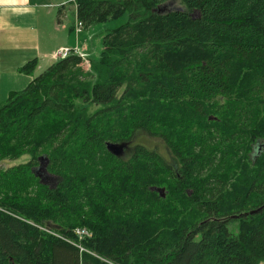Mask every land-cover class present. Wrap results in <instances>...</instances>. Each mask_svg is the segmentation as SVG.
<instances>
[{
    "label": "trees",
    "instance_id": "1",
    "mask_svg": "<svg viewBox=\"0 0 264 264\" xmlns=\"http://www.w3.org/2000/svg\"><path fill=\"white\" fill-rule=\"evenodd\" d=\"M74 6L83 29L129 22L104 37L99 60L73 54L2 104L0 264H264V148L253 157L264 142V0ZM137 133L162 140L175 163L144 146L129 159L107 151ZM77 227L92 237L79 241Z\"/></svg>",
    "mask_w": 264,
    "mask_h": 264
},
{
    "label": "crops",
    "instance_id": "2",
    "mask_svg": "<svg viewBox=\"0 0 264 264\" xmlns=\"http://www.w3.org/2000/svg\"><path fill=\"white\" fill-rule=\"evenodd\" d=\"M71 1L0 0L1 92L2 88L25 89V80L30 79L20 69L33 61L37 62L38 69L50 62L45 64L49 68L57 62L52 53L60 48L90 54L85 29L76 33V8ZM69 5L73 8L69 9ZM68 19L72 23L67 24Z\"/></svg>",
    "mask_w": 264,
    "mask_h": 264
},
{
    "label": "rangeland",
    "instance_id": "3",
    "mask_svg": "<svg viewBox=\"0 0 264 264\" xmlns=\"http://www.w3.org/2000/svg\"><path fill=\"white\" fill-rule=\"evenodd\" d=\"M59 4V3H57ZM182 6L180 3H170L169 6L167 8H165L166 12L172 9H180ZM69 9H72V6H68ZM193 16H197V14H192ZM129 22V14H125L124 16H122L119 19L116 20H109L108 22L105 23H97V24H93L92 26H90L89 28L85 29L84 36L88 37L89 39V58L92 61H97L99 60L102 51L104 50V45H103V41H104V37L111 31L116 30L122 26H125L127 23ZM66 23H72L71 19L66 20ZM61 49V48H60ZM58 49V50H60ZM64 49L67 50H72L71 48H67L64 47ZM57 50V51H58ZM56 51H54L55 53ZM52 53V54H54ZM86 62H84L83 67L88 70V63L89 60L85 59ZM56 61V60H55ZM45 64H50V62H46ZM44 64V67H40V69H38V65L36 67V69L31 73V74H25V77L29 78L30 80H25V85L23 88H27L28 85L30 84V82L32 80H34L35 78H37L41 73H43L48 67H45L46 65ZM22 69V68H21ZM20 69V71H21ZM23 89V90H25ZM21 90V91H23ZM21 91H17L16 89H13V91L8 90L6 88H2V92L0 95V102L1 104H5L7 103V101L9 100V98L14 94V93H19ZM123 93V90L120 92V94ZM246 102V101H245ZM249 102V104L252 102V100L247 101ZM246 102V103H247ZM79 106H84L81 102L77 103ZM88 106V105H87ZM89 112L90 114L94 113L96 110H99L100 107L99 106H88ZM264 108H262L261 111H256L255 108V114L256 115V122L257 120L263 121L264 120ZM236 127L232 126L230 128V130L228 129L227 131H225V135L230 134L234 131H236ZM260 134H257L256 131L253 129L250 131V133H246L243 136V141H242V150L240 152V156L239 159L242 160V162H246L248 161V157L250 155V153H252L251 151V145L254 144L256 142V140L259 138ZM131 145H133L132 147H130V149L132 148V151H128L125 154L124 159H129L130 155L133 153L134 149L136 146H144L150 150H155L158 154H160L161 157H164L170 164H174V158L172 157V155L170 154L169 150L167 149V147L165 146L164 142L162 140H160L159 138H155V137H151L149 135H146L144 133H137V135L135 136L133 142L130 143ZM30 158L28 157H24L20 160L17 161H5L1 164V169L3 170H7L13 167H17L19 165L22 164H27L29 163ZM45 166V163L42 162V167ZM84 172L87 174H92L91 168L89 166H85L84 167ZM92 175H96V174H92ZM45 180L47 181H51V185L55 186L56 182L54 181V179H48V177L45 178ZM165 186H168V184L164 183ZM11 193V192H9ZM3 200V195H0V202ZM0 211L1 212H6V210L2 207H0ZM60 223V222H59ZM78 229L81 230H85L87 231L90 235H92V232H90L86 227H77ZM77 230V229H76ZM50 233V231H48ZM52 235H54L55 237H58L59 235L57 233L52 232ZM58 235V236H57Z\"/></svg>",
    "mask_w": 264,
    "mask_h": 264
},
{
    "label": "built area",
    "instance_id": "4",
    "mask_svg": "<svg viewBox=\"0 0 264 264\" xmlns=\"http://www.w3.org/2000/svg\"><path fill=\"white\" fill-rule=\"evenodd\" d=\"M70 3L73 4V5H76V0H72ZM83 28H84L83 24L81 22L77 21L76 33L77 34L81 33L83 31ZM73 54L80 55V52H79L78 49L67 50V49L61 48L60 50L56 51L53 54L52 58L58 62V61L67 59L68 57L72 56ZM0 95H1V86H0ZM1 108H2V104L0 102V112H1ZM75 235L79 239V241H82V240H84L86 238H91L92 237V235H90L87 231L81 230V229H77L75 231ZM58 238H61V239L65 240V241H67L68 243L74 245L75 247H77L80 250L81 253H83V252L84 253H88V254L98 258L97 255H95L94 253H92V252L88 251L87 249H85L81 244L74 243V242H72L70 240H67V239L61 237V236H58Z\"/></svg>",
    "mask_w": 264,
    "mask_h": 264
},
{
    "label": "water",
    "instance_id": "5",
    "mask_svg": "<svg viewBox=\"0 0 264 264\" xmlns=\"http://www.w3.org/2000/svg\"><path fill=\"white\" fill-rule=\"evenodd\" d=\"M168 6L169 5L163 6V9H161L162 7H160L159 8V11L165 12L166 11L165 8H167ZM106 148H107V151L111 155H113L114 157L119 158V159H124L125 154L130 149V143H107L106 144ZM43 159H44L43 157L40 158L41 161H43ZM45 166H46V164H45ZM45 166L44 167L41 166V168L39 170L45 172ZM154 191L158 192L162 198H165L166 197V190H165V188H156V189H154ZM260 211H262V208L259 209V210L253 211L250 214L251 215L257 214Z\"/></svg>",
    "mask_w": 264,
    "mask_h": 264
},
{
    "label": "flooded vegetation",
    "instance_id": "6",
    "mask_svg": "<svg viewBox=\"0 0 264 264\" xmlns=\"http://www.w3.org/2000/svg\"><path fill=\"white\" fill-rule=\"evenodd\" d=\"M132 146H133V145L130 144V147H132ZM262 148H264V142H261V143L258 142L257 146H254L253 157H254L256 151L259 152ZM129 151L131 152V151H132V148L129 149Z\"/></svg>",
    "mask_w": 264,
    "mask_h": 264
},
{
    "label": "bare ground",
    "instance_id": "7",
    "mask_svg": "<svg viewBox=\"0 0 264 264\" xmlns=\"http://www.w3.org/2000/svg\"><path fill=\"white\" fill-rule=\"evenodd\" d=\"M93 234V233H92ZM80 243H82V242H80Z\"/></svg>",
    "mask_w": 264,
    "mask_h": 264
}]
</instances>
